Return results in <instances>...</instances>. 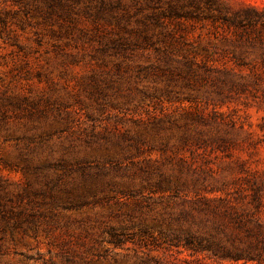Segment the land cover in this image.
<instances>
[{
    "label": "rangeland",
    "instance_id": "1",
    "mask_svg": "<svg viewBox=\"0 0 264 264\" xmlns=\"http://www.w3.org/2000/svg\"><path fill=\"white\" fill-rule=\"evenodd\" d=\"M101 6L70 37L0 34V264H264L170 245L196 195L264 230V0Z\"/></svg>",
    "mask_w": 264,
    "mask_h": 264
},
{
    "label": "trees",
    "instance_id": "2",
    "mask_svg": "<svg viewBox=\"0 0 264 264\" xmlns=\"http://www.w3.org/2000/svg\"><path fill=\"white\" fill-rule=\"evenodd\" d=\"M18 5L16 10H0V34L9 38L13 31L11 25H16L22 31L28 27L34 28L33 34L40 36V31L36 28L42 22H50L48 30L51 36L56 38L70 37L76 29L75 21L77 15L85 14L92 20L99 18L102 8V1L95 0H0V4L7 2ZM93 2L95 4H93ZM99 5L97 7L96 5ZM94 10V11H93ZM58 20L52 22V17ZM67 18V24L59 21ZM58 24V29L52 27ZM84 35L83 30H80ZM188 67L184 69L181 78L184 83L189 84L188 78L195 76L196 71L192 69L190 59L185 60ZM173 77L175 69L170 63L165 67H160ZM181 72V69L178 71ZM210 72V71H209ZM209 78V76H207ZM203 79V78H200ZM212 83L222 82L234 84L231 76H221L218 74L210 78ZM170 84L168 83L167 86ZM171 90V89H170ZM189 133L184 130L180 139H185ZM138 138L136 137L133 147L140 150ZM110 146L105 150L115 153L121 149L119 140L110 141ZM147 179V177H145ZM166 186H169L165 181ZM184 184L180 180L174 182L173 188L178 196L180 186ZM150 188L160 185L148 183ZM169 188V187H168ZM198 194V193H197ZM182 208L179 210L175 226L171 229V246H182L192 254L209 253L218 258L246 259L258 261L264 254V230L258 220L251 218L248 212L237 208L236 203L224 197H209L207 195H196L194 199L182 200ZM187 204V207L185 206ZM4 222V221H1Z\"/></svg>",
    "mask_w": 264,
    "mask_h": 264
}]
</instances>
